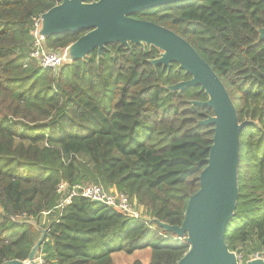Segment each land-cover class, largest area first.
<instances>
[{
    "label": "trees",
    "instance_id": "1",
    "mask_svg": "<svg viewBox=\"0 0 264 264\" xmlns=\"http://www.w3.org/2000/svg\"><path fill=\"white\" fill-rule=\"evenodd\" d=\"M56 5L0 0V264L28 259L40 238L29 220L49 229L55 259L40 253L53 264H115L114 254L147 250L148 264H178L190 249L184 240L82 196L61 207L58 188H115L148 218L181 225L214 137V126L198 125L214 111L191 101L208 96L168 91L191 76L177 64L154 67V48L112 44L101 57L42 68L30 58L32 21ZM135 17L188 41L224 83L239 122L257 124L241 135L240 196L225 242L245 260L264 252V0H189ZM86 33L46 47L64 52Z\"/></svg>",
    "mask_w": 264,
    "mask_h": 264
},
{
    "label": "water",
    "instance_id": "2",
    "mask_svg": "<svg viewBox=\"0 0 264 264\" xmlns=\"http://www.w3.org/2000/svg\"><path fill=\"white\" fill-rule=\"evenodd\" d=\"M57 5L41 15L39 34L46 43L48 38L67 33L87 31L85 35L64 51L66 63L86 59L97 51L99 57L109 45L121 44L160 50L158 58L150 60L154 67L170 70L177 64V71L190 75L188 81L170 85V92L200 87L208 100L191 101L194 106L209 107L214 115L199 121V126H214L207 166L202 171L200 189L190 197L183 223L171 226L154 218L145 217L166 233L189 244V251L178 264H240L235 252L229 250L225 235L227 226L235 216L240 196L239 167L241 135L252 121L239 122L232 98L214 69L199 55L194 47L173 31L135 16L145 11L189 0H55ZM257 43L264 42V27L258 30ZM95 203H101L94 201ZM40 238L27 260H10L4 264H37L41 247L48 237V228L29 220ZM245 264H264V258L248 260Z\"/></svg>",
    "mask_w": 264,
    "mask_h": 264
},
{
    "label": "built area",
    "instance_id": "3",
    "mask_svg": "<svg viewBox=\"0 0 264 264\" xmlns=\"http://www.w3.org/2000/svg\"><path fill=\"white\" fill-rule=\"evenodd\" d=\"M42 21L41 16L33 18L31 34L33 36V44L30 50V58L35 60L42 68L58 71L64 64L66 58L64 52H56L46 47L44 38L39 34ZM58 191L60 194H67L63 199L61 207H64L76 196L88 198L91 201H99L111 208L120 210L134 218L148 217L143 206H139L136 200L129 198L127 195L118 192L115 188L106 189L100 185H93L85 187L76 185L69 188L66 183L59 186ZM238 256V255H237ZM264 258V252L257 253L250 256L247 260L243 256H238L240 264H245L248 260L257 258ZM37 264H53L47 257L40 253L37 257Z\"/></svg>",
    "mask_w": 264,
    "mask_h": 264
},
{
    "label": "rangeland",
    "instance_id": "4",
    "mask_svg": "<svg viewBox=\"0 0 264 264\" xmlns=\"http://www.w3.org/2000/svg\"><path fill=\"white\" fill-rule=\"evenodd\" d=\"M44 249L46 250L48 259L50 261H54L55 259L54 247L50 243H47L46 241L41 247V250H44ZM113 260L115 264H133L135 261H138V260L142 261L145 264H148L150 261V251L149 250L140 251L132 255H127L125 253H118V254L113 255Z\"/></svg>",
    "mask_w": 264,
    "mask_h": 264
},
{
    "label": "flooded vegetation",
    "instance_id": "5",
    "mask_svg": "<svg viewBox=\"0 0 264 264\" xmlns=\"http://www.w3.org/2000/svg\"><path fill=\"white\" fill-rule=\"evenodd\" d=\"M183 38V37H182ZM132 46V45H131ZM134 46V45H133ZM155 50H156V48H154ZM142 50V49H141ZM142 51H144V52H153V48H151V49H149V48H147V47H145V49L144 50H142ZM155 52H161L160 50L158 51V49L155 51ZM159 56H160V53H159ZM158 56V57H159ZM157 57V58H158ZM171 69H172V67H171ZM170 69V70H171ZM168 70V69H167ZM170 70H168V71H170Z\"/></svg>",
    "mask_w": 264,
    "mask_h": 264
}]
</instances>
